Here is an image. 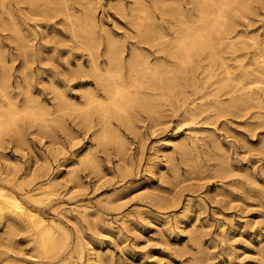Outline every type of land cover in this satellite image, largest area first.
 I'll use <instances>...</instances> for the list:
<instances>
[{"label": "rangeland", "instance_id": "rangeland-1", "mask_svg": "<svg viewBox=\"0 0 264 264\" xmlns=\"http://www.w3.org/2000/svg\"><path fill=\"white\" fill-rule=\"evenodd\" d=\"M143 1H93L94 30L102 40L101 65L108 38L122 44L124 56L136 44L152 61L160 55L167 65L177 63L168 53L144 43L141 27L135 22L145 16L141 12L144 9L174 36L176 18L161 14L163 5L172 0ZM175 1L184 12L192 7L189 0ZM261 1L252 0L251 7L242 13L229 12L241 40L239 46L220 51L222 58L212 64L211 77L205 79L208 82L203 83L207 59L202 52L193 63L194 68L185 66L178 71L186 97L177 94L179 87H175L162 96L161 109L155 115L138 107L130 109L132 127L115 118L108 126L100 125L96 114L85 121L71 106L51 114L59 102L55 89L67 93L71 101L83 103L84 90L97 86L89 71L87 50L70 27L78 16L81 23L85 22L83 5L79 0H70L75 11L70 21L60 12H36V16L25 10L22 13L14 3L17 18L33 48L25 61L14 33L0 22V79L3 74L10 75L6 93L0 91V111L12 99L20 107L36 101L50 113L43 128L41 122L34 125L27 117H21V142L14 128L7 131L14 130L10 135L4 134L0 146V154L4 155H0V185L20 195L25 205L42 217L55 220L56 247L37 248L33 237L38 228L34 229L25 216L14 218L0 211V264H88L85 259L91 247L97 254L96 264H264V107L243 110L235 98L243 96V90L236 89V82L229 81L231 84L216 90L221 85L216 81L223 77L224 67L230 65L227 67L232 75L239 76L243 62L253 60L255 49L264 47V0ZM243 34L248 47L242 43ZM78 61L86 64L80 68ZM189 74L195 77L196 92L186 79ZM213 88L214 93L208 95L207 91ZM99 93L104 95L102 90ZM218 101L220 109L215 105ZM202 103L208 109L182 121L185 111ZM257 103L264 104L260 100ZM57 114H62L61 123L54 119ZM118 140L125 145L122 153ZM179 144L187 150L183 151ZM3 177L12 182H2ZM52 178L56 181L52 186L32 190L48 185ZM33 192L39 194L36 200L26 197ZM6 217L13 219L17 228L9 237L5 233ZM20 245L24 247L22 251H18Z\"/></svg>", "mask_w": 264, "mask_h": 264}, {"label": "bare ground", "instance_id": "bare-ground-1", "mask_svg": "<svg viewBox=\"0 0 264 264\" xmlns=\"http://www.w3.org/2000/svg\"><path fill=\"white\" fill-rule=\"evenodd\" d=\"M93 1L94 0H79L81 5H83L82 6L83 7L82 14H83V19L85 21V22H82V23H84V25H83L80 21L79 16H78L79 19L76 18V19H78V21L76 19H74L75 22L70 20L71 18H73V13L75 12V11H73V9L71 7L72 5H71L70 0H0V22L6 28L12 30V32L14 33V36H15V40L17 42L16 44H18L19 48L21 49V51L24 55L23 59H25V61H27V59L30 58L29 55L31 54L29 52L33 47H32V44H30L31 38H29V35L24 33L25 30H24V28L21 27L22 23L19 22L20 19L18 20V18H17V11L19 10L22 13H24V10H25L26 12L28 11L32 14L34 13V15L36 12H43V11H44V13L49 12L51 14L52 13H59V12L62 13L66 17V19L72 21L71 26H70L71 30H72V34L76 38H79L78 41L81 43V45L83 44L82 46L85 47L87 50L86 54L89 56V59H88L89 71L94 74L96 81H97V83H96L97 86H95V87L93 86V88H91V86H90L84 90V93L82 96L85 98V101L83 103L71 101L70 98L67 96V93H65L63 90L55 89L54 90L55 91V97L58 99L59 102L57 103V105H58L57 109L54 112L51 111L52 112L51 114L53 115L57 112H61L63 109H66V108L68 109V107L71 106L73 111H75L76 114H78L77 116H81V118H83L85 121L89 120L91 118L92 114H96L98 116L97 122L100 125L102 124V125L108 126L112 123L111 122L112 118L113 119L115 118L117 120H120L122 123L128 125L129 127H132L133 121H131V120H133V118L132 119L130 118L132 113L130 115L128 114L130 112L129 111L130 109H132V108L134 109L135 107L137 109V107H138V108L143 109L144 111H146L147 113H149L151 115H155L161 109L160 108L161 107V101L164 99L163 97L167 94V90L168 89L173 90V88H175V87L176 88L179 87L178 91H175V92H178L177 94H180V95L182 94L184 97H186L184 95L185 89L183 90V88L180 87L181 86L180 83H182V82H180V80L182 79V77H180L181 74L179 75L178 71L181 68L183 69V67H185V66H189V69L191 66L195 67L196 64L194 65L193 63L197 60V56L199 54H201L202 52L206 53L205 56L207 59V64L203 67L204 72L205 73L207 72L205 74L203 83L208 82L207 81L208 79L207 80H205V79H206V77L207 78L211 77V73H212L211 66H212V64H214V62L217 61L218 58H219L218 61H220V59L222 58V56L219 55L220 51L224 50V52H225V50H231L234 46L238 45L237 43L240 42V40H241L240 35L237 32H235V30H237V29H235V27L232 25V22H231L232 19H231V21L229 19V15H228L229 12L232 10H236V11L242 13V12L248 10L251 7V1L252 0H189L187 3H189L192 6L191 8H187L189 10V12H184L181 5L179 3H177L175 0H172V2L170 4L163 5L161 14L162 15H168L169 14V15H172L173 18L174 17L176 18V21H174V23L175 22L176 23L174 24L172 22L173 25L176 27L175 28L173 26L174 31H177L174 36H170V31L168 33L167 31H165L162 28L161 23L158 22V20L154 17L155 16L154 14L153 15L151 13L149 14V12L146 13V11L142 8L143 10H141V12H143V14L145 16L141 17V19H139L140 21H135V22H138V26L141 27V29L139 31L140 36H141L142 40H144V43L147 42L148 44H152L150 46L157 47V50L159 52L164 51V53L165 52L168 53L170 56L174 57L177 60L176 64H175V62L173 64H171L172 62L171 63L169 62L170 65H167V63H164L163 62L164 58L161 57L160 55H157L155 57L154 61H152L149 58V55L147 53L143 52L141 47H139L136 44H132V46H130L131 48L129 50V53L124 56L125 48L122 46V44L121 45L118 44L117 42H115L111 38L107 39L106 45L104 47L105 50L103 49L105 60H104L103 65H101L99 62V57L101 55L99 52V45L102 43V40L99 36H97V34L94 30V16H96V15H94V12H95L94 7L95 6H94ZM141 1H143V0H141ZM14 3H16L18 5V10L15 8ZM117 3H119V2H117ZM134 4L137 5V3H134ZM151 4H154V2H152ZM129 6H130V4H129ZM145 6H148V5H145ZM112 8H113V6H112ZM136 9H140V8H136ZM149 9H150V7L148 8V11H149ZM146 10H147V8H146ZM132 11H133V9L131 10V12ZM138 11H137V13L135 12L136 15L140 14ZM78 12H80V11H78ZM116 14H117V12H116ZM53 15H56V14H53ZM74 15H75V13H74ZM133 15H135V14H133ZM141 16H143V15L141 14ZM137 17L139 18V16H137ZM175 18H174V20H175ZM162 19H163V17H162ZM34 20H36V19H34ZM38 23L41 24L40 21ZM240 34H242V33H240ZM245 36H246V34H245ZM241 38H242V36H241ZM32 40H34V39H32ZM242 40H243L242 43L244 42L243 45H245L247 40L245 42L244 34H243ZM32 43H33V41H32ZM248 45L246 44L247 47H248ZM0 54H1V52H0ZM245 55H246V52L243 51V57ZM254 56H255V58L253 60L246 62V63L243 62V71L241 72V74L239 76L232 75V73L229 70L230 67L229 68L227 67L230 65H227L226 67H224L225 70L221 71V72H223V77L218 78V80L216 81L217 83L221 82V85L218 87V89L216 88V90H220L222 88H225V86H226L225 84H227L229 81L236 82L237 84H239L236 89H238L240 91L243 90V93H241V95H243V96L242 97L239 96V97H235V98H237V101H239V103L241 105H243V110H247V109L249 110L250 108H253V107H257V108L258 107H260V108L264 107V104H261V103L258 104L257 103V100L264 102V47H257L255 49V55ZM80 61H78L79 65H77V64H75V65L80 66V68H82L83 65H85L86 63L82 65L80 63ZM26 63L28 64L29 62H26ZM223 64H225V63H223ZM2 65H4V64H2ZM0 66H1V63H0ZM23 66H24V64H23ZM187 71H188V69H187ZM190 72L192 73L193 71H190ZM8 75L3 74L1 79H0V91L3 93H6V90L9 86V84H8L9 79L7 77ZM90 75L92 76V74H90ZM68 76H70V74ZM186 79H188V81L191 82L190 84L193 85V87H194L193 89H195L194 92H196L198 85L196 83V80H195V77L193 76V74H189ZM184 80H185V78H184ZM94 81H95V79H94ZM236 83H234V85H236ZM177 85H179V86H177ZM100 90L103 91L104 95H101L99 93ZM213 90H215V89L213 88L212 90L207 91L208 95L214 93V92H212ZM168 91H170V90H168ZM12 96H10V97H12ZM205 97H206V95H205ZM5 98H7V97L5 96ZM15 102L12 101V99H11V101H9L6 106H3V110L0 111V146L1 147L3 146L2 142H3L4 134L11 128H14L17 131V135H16L17 140L20 142L23 140V135L21 134L20 130L18 129V121L21 117H27L29 119L28 121L29 122L32 121L33 124H34V122H41L40 124L43 125L48 120L47 116L50 112L48 113L40 105L36 104L35 103L36 101L31 100L30 103L26 102L22 107L18 106L16 104L17 102L16 103ZM218 104H219V101L217 103H215V105H217L216 108L220 109V106ZM233 106H234V104H233ZM0 107L2 108V105ZM206 107H207L206 103H202L199 106L194 105L191 109L185 111L182 114V117H183L182 121H186L190 117L191 118L195 117L198 113L204 111L205 109H208ZM51 117H53V116H51ZM61 118H62V114H57L54 119L59 120L58 122H60ZM49 119H50V117H49ZM55 120L52 119V121H55ZM30 124H31V122H30ZM40 124L38 125L39 127L42 126ZM43 127H45V125H43L41 128H43ZM50 127H52V126H50ZM12 131H14V130H12ZM11 132H9V133H11ZM101 132L103 133V130ZM112 132H114V131H112ZM114 134H117V133H114ZM114 134H113V136H114ZM103 136L106 137V133H104ZM121 139H122V137H121ZM101 141H102V139H101ZM182 144H179V147H181L182 150L184 151L186 148H184L185 146L183 147ZM117 145H118L119 152L122 153L125 151V145L121 140H118ZM184 153L186 154V151ZM0 155H2V154H0ZM123 155H124V153H123ZM3 156L4 155H2V157ZM84 159H85V157H84ZM87 161H89V160H87ZM188 163H189V160H188ZM1 180H2V182H5V183L6 182H8V183L12 182V179L9 177H3V178H1ZM54 182H56V181H54V179L52 178L47 183L48 185H46V186H42L43 184L38 185L36 188H34L32 190H34V191L38 190L39 191V189H42V188L44 189V187L47 188V187L52 186ZM9 189H7L3 185H0V211L7 213L9 216L11 215L14 218H21V216H25L26 218H28L29 221L31 222V225H33L34 229L38 228V230H39L37 232L36 236L33 237L35 240V241L33 240L35 242L34 245H36L37 248H39L41 250H49V248H52V247L55 248L56 247L55 246V236H54V224L56 223L55 220H53V219L47 220L46 218H44L40 214H38L36 211L27 207L25 205V203L22 201L21 197H19L20 195L18 196V194L16 192H13L12 189L11 190H9ZM43 194H44V192H43ZM36 195H39V194L36 192H33L31 194L26 195V197L31 199V200H36L37 199ZM44 196H49V193H45ZM81 207H83V206H81ZM86 207L87 206H85L84 208H86ZM88 208L89 207H87V209ZM1 215H2V213H1ZM7 218L8 217H6V219ZM6 226H7L8 231H6L5 233H7L8 237H9L10 234L12 233V230L16 228L15 227L16 223L13 221V219H7ZM2 232H3V230H2ZM15 232H18V231L16 230ZM15 232H13V234H15ZM33 235H35V233ZM18 236H19V234H18ZM15 237H17V236H15ZM3 238H5V237H3ZM8 239H7V241L12 240V238L10 240H8ZM61 239H62V237H61ZM5 241H6V239H5ZM29 241L31 242V240H29ZM6 242H4V243L6 244ZM11 243H13V242H11ZM7 246H6V248H7ZM14 246L19 247L16 244ZM20 246H22V247H21V249L18 248V251H22V249L24 248L23 245H20ZM15 250H17V249H15ZM22 253H24V252H22ZM87 253H88L87 259H85V260H87V263L88 264H96V262H97L96 255L97 254L92 249V247L89 249V251ZM14 254L16 255V253H14ZM19 254H21V253L19 252ZM38 255H39V253H37V256ZM27 257H28V255H27ZM84 258H85V256H84ZM5 264H8V263H5Z\"/></svg>", "mask_w": 264, "mask_h": 264}]
</instances>
